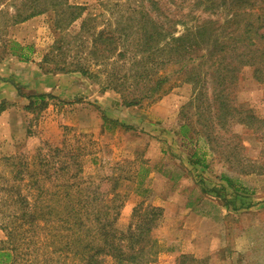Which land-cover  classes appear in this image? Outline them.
I'll list each match as a JSON object with an SVG mask.
<instances>
[{
    "label": "rangeland",
    "instance_id": "obj_1",
    "mask_svg": "<svg viewBox=\"0 0 264 264\" xmlns=\"http://www.w3.org/2000/svg\"><path fill=\"white\" fill-rule=\"evenodd\" d=\"M66 1L82 6L83 16L63 33L56 27L54 7L16 24L0 19V46L7 37L33 48L30 61L6 55L0 62V106L5 105L0 111V199L13 194L57 208L69 181L75 203L87 200L89 223L111 222L117 234L126 235L129 227L143 229L154 220L149 264H264V79L258 80L254 66L243 67L228 88L238 116L223 127L217 120L207 127L203 120L211 118L209 112L200 115L189 104L196 94L192 82L178 81L161 98L128 107L115 90L102 91L98 82L80 74L48 73L40 65L57 38L76 33L86 17H95L99 28L116 27L118 16L141 3L154 14L161 12L162 21L167 14L188 19L191 12L200 20H223V13L211 15L196 0ZM170 24L175 25L173 19L166 21ZM183 28L178 23V30ZM39 93L49 96L28 98ZM248 115L263 122L250 123ZM196 149L206 152L207 168L188 162ZM252 168L255 172H246ZM36 172L39 187L34 188L31 175ZM224 175L248 193H235ZM40 187L45 191L39 193ZM154 207L161 214H150ZM56 212L46 213L41 222L57 220ZM34 237L42 247L24 254L32 264H85L68 249L52 245L46 232ZM106 259L105 264H113Z\"/></svg>",
    "mask_w": 264,
    "mask_h": 264
},
{
    "label": "trees",
    "instance_id": "obj_2",
    "mask_svg": "<svg viewBox=\"0 0 264 264\" xmlns=\"http://www.w3.org/2000/svg\"><path fill=\"white\" fill-rule=\"evenodd\" d=\"M195 3L211 15L223 13L224 19L209 16L200 20L193 12L187 14L191 16L189 20L171 18L167 14L166 21L173 19L175 23L171 26L173 23L166 25V21L160 19L161 12L154 14L141 3L118 16L116 27L109 24L99 28L93 23L95 17L83 18L76 33L57 38L40 65L46 66L48 73H77L98 82L102 91L115 90L120 93L122 105L128 107L161 98L178 81L192 82L196 94L189 104L196 105L200 115L203 111L209 112L211 118L204 117V125L211 127L210 122L217 120L223 127L231 117L238 116L228 95L229 85L238 72L245 66H254L258 80L264 79V0H196ZM153 4L158 3L154 1ZM10 5L15 8L14 13H9L7 7ZM51 7L56 9V27L62 33L83 16L82 6H71L66 0H0V19L4 16L8 23L16 24ZM156 11L159 10L156 8ZM178 23L183 30H178ZM32 53V46L5 37L0 46V62L6 55L30 61ZM210 78L214 83L212 99L207 91L208 82L212 83ZM48 96L39 93L28 98L43 101ZM204 103L209 104L208 109L203 108ZM4 109L3 103L0 111ZM246 119L250 123L263 122L255 115H248ZM188 129L186 124L182 125L183 135H187ZM207 138L211 139L210 133ZM188 162L207 168L206 152L200 154L196 149ZM246 172H255V168ZM223 180L235 193H248V188L239 186L232 177L224 175ZM31 181L34 188L39 187L37 172L31 175ZM64 185L68 192L57 208L13 194L0 199V229L5 232V239L0 240V264H32L31 258H24V254L42 247L34 237L41 230L46 232L47 239L52 237V245L62 252L68 249L85 264H105L106 257L113 259V264L153 261L154 246L150 244L148 233L154 220L143 229L135 225L129 227L128 234H117L118 228L110 220L107 223L100 218V226L89 223L87 200L83 198L75 203L77 197L70 190L73 183L68 181ZM43 191L40 187L39 193ZM54 210L57 220L42 223L45 214L54 213ZM150 212L153 216L159 215L161 208H151ZM42 243L46 244L45 240Z\"/></svg>",
    "mask_w": 264,
    "mask_h": 264
},
{
    "label": "crops",
    "instance_id": "obj_3",
    "mask_svg": "<svg viewBox=\"0 0 264 264\" xmlns=\"http://www.w3.org/2000/svg\"><path fill=\"white\" fill-rule=\"evenodd\" d=\"M83 79H85L84 77H83ZM86 80V79H85Z\"/></svg>",
    "mask_w": 264,
    "mask_h": 264
}]
</instances>
